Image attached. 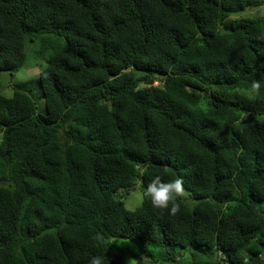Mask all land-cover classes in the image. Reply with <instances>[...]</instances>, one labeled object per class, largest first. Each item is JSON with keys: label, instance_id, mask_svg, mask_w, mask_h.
Segmentation results:
<instances>
[{"label": "trees", "instance_id": "obj_1", "mask_svg": "<svg viewBox=\"0 0 264 264\" xmlns=\"http://www.w3.org/2000/svg\"><path fill=\"white\" fill-rule=\"evenodd\" d=\"M259 7L0 0V72L12 79L33 41L51 53L44 115L27 94L0 92V264H124L110 238L172 262L189 250L190 264H264ZM155 176L182 180L177 210L144 199L129 212L119 193Z\"/></svg>", "mask_w": 264, "mask_h": 264}, {"label": "rangeland", "instance_id": "obj_2", "mask_svg": "<svg viewBox=\"0 0 264 264\" xmlns=\"http://www.w3.org/2000/svg\"><path fill=\"white\" fill-rule=\"evenodd\" d=\"M253 1L260 5V7L257 9L264 7V5H262L264 0ZM247 8L248 7H246V9ZM255 13L256 11L252 10L250 14L254 15ZM50 54V50L48 48L43 49V44L39 40L28 44L26 49V60L23 67L20 69L25 71L26 78L17 77L16 73L20 70L14 73L12 79H10V75L7 72H0L1 94L4 97L9 98L11 97L13 90L23 92L34 101L37 114L44 115L45 107L38 85V73L45 67L46 61ZM137 189L138 186H136L131 192H134ZM122 193L124 194V192ZM124 195L127 194L125 193ZM122 201L125 206V201L123 199ZM110 241L112 242L110 243ZM110 241L109 244L112 249L116 252H119L124 257V264H128L130 260H135L139 262V264H143L144 258L147 259L149 264H190L192 261L189 250H180L178 259L172 262L164 257V254L160 249L151 248L147 249L145 253H141L139 249H137L133 244L125 239L110 238ZM201 260L204 261L205 257L202 256Z\"/></svg>", "mask_w": 264, "mask_h": 264}, {"label": "clouds", "instance_id": "obj_3", "mask_svg": "<svg viewBox=\"0 0 264 264\" xmlns=\"http://www.w3.org/2000/svg\"><path fill=\"white\" fill-rule=\"evenodd\" d=\"M257 11L264 15V7L257 9ZM18 78H26L25 71L22 69L16 73ZM261 87L259 82L253 81L250 86L247 88L241 89L240 91L246 96H252L257 92V90ZM139 175L141 177L144 176V172L140 171ZM182 180L180 178H176L167 183L160 182V176H155L150 183L147 184V187H138V189L134 192H131L127 195L123 193H119L121 198L125 201V207L129 212L135 210V208L139 207L144 199L150 200L152 206L157 209H166L169 205H172V211L175 212L176 204L175 201L178 197L184 195V188L182 186ZM112 241H110L111 243ZM219 255V254H218ZM216 257H212L209 259L208 264H215ZM87 264H109L108 260L104 255H96L91 256ZM128 264H139V262L135 260H130ZM143 264H149L146 258H144Z\"/></svg>", "mask_w": 264, "mask_h": 264}, {"label": "water", "instance_id": "obj_4", "mask_svg": "<svg viewBox=\"0 0 264 264\" xmlns=\"http://www.w3.org/2000/svg\"><path fill=\"white\" fill-rule=\"evenodd\" d=\"M257 262H258V259L255 257V258H253V260H252V263H251V264H257Z\"/></svg>", "mask_w": 264, "mask_h": 264}]
</instances>
